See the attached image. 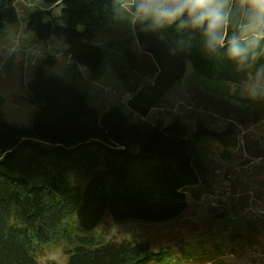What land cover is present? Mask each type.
Instances as JSON below:
<instances>
[{
    "label": "trees",
    "instance_id": "obj_1",
    "mask_svg": "<svg viewBox=\"0 0 264 264\" xmlns=\"http://www.w3.org/2000/svg\"><path fill=\"white\" fill-rule=\"evenodd\" d=\"M42 1L61 5L59 15L50 9L32 12L27 28L40 40L63 39L69 74L47 75L55 59L45 56L27 84L29 100L39 108L32 126L7 123L0 113V264H36L34 246L59 241L73 246L65 251L68 264L173 263L171 251L154 250L144 240L95 242L93 228L105 215L161 222L187 208L185 188L207 173L206 140L228 130L189 127L178 117L167 124L143 118L182 79L187 61L210 81L238 83L241 76L230 62L204 57L195 42L178 50L176 41L188 34L175 25L158 34L137 24L143 64L136 66L129 51L133 63L110 60L132 95L129 113L120 106L98 113L76 84L77 67L93 75L105 69V55L92 40L98 26L111 20L114 0ZM15 2L0 0V28L17 21Z\"/></svg>",
    "mask_w": 264,
    "mask_h": 264
},
{
    "label": "rangeland",
    "instance_id": "obj_2",
    "mask_svg": "<svg viewBox=\"0 0 264 264\" xmlns=\"http://www.w3.org/2000/svg\"><path fill=\"white\" fill-rule=\"evenodd\" d=\"M15 5L17 21L0 28V113L7 123L31 127L39 108L29 100L27 84L36 63L46 56L38 55L36 50L49 45L54 52L55 62L47 68V75H68L69 62L62 38L40 40L27 28L32 12L50 9L56 17L61 5L42 0H16ZM92 43L103 51L107 65L99 75L78 66L81 77L76 84L98 113L113 106L127 111L125 100L108 92L127 91L113 74L110 60L132 62L129 51L137 58L136 66L143 64L134 27L113 13L109 22L98 26ZM30 47L32 50L27 52ZM178 100L192 103L195 109L183 115L169 110L156 114L152 110L150 123L167 124L178 117L189 127L202 124L217 133L228 130L220 139L209 136L206 140L207 173L198 184L185 188L187 208L161 222L132 218L115 221L105 215L93 228L95 242L144 240L154 250L171 251L174 262L169 264H264V98L250 97L241 80L232 83L205 79L187 61L182 79L165 93L166 102L154 107H168ZM225 182L230 184L227 195ZM68 250L73 246L59 241L36 244L32 254L36 264H68Z\"/></svg>",
    "mask_w": 264,
    "mask_h": 264
},
{
    "label": "clouds",
    "instance_id": "obj_3",
    "mask_svg": "<svg viewBox=\"0 0 264 264\" xmlns=\"http://www.w3.org/2000/svg\"><path fill=\"white\" fill-rule=\"evenodd\" d=\"M114 17L163 34L175 25L210 60L230 62L252 98H264V0H114Z\"/></svg>",
    "mask_w": 264,
    "mask_h": 264
},
{
    "label": "built area",
    "instance_id": "obj_4",
    "mask_svg": "<svg viewBox=\"0 0 264 264\" xmlns=\"http://www.w3.org/2000/svg\"><path fill=\"white\" fill-rule=\"evenodd\" d=\"M30 50H32L31 47L28 48L26 51L28 52ZM35 53H37L38 55H43V56H45V55L46 56L51 55L52 57H54V55H53L54 52H52L50 50V46L49 45H46V46H43V47L38 48ZM36 62H37V60H36ZM68 62H69V60H68ZM108 92L110 94H112L113 96H115V97H118V98L122 97V100H127V101L132 96L131 93L128 92V91H122V90H117V89H110V90H108ZM194 109L195 108L192 105V103H183L182 101L178 100L174 104H170L168 107H165V105H162V106L156 107V108L155 107H152L150 109V111L154 110L156 112V114H162V113H165V110H169L172 113H175L177 115H183L184 112L190 113ZM150 111H149V113H150ZM229 186H230L229 182H225V189H226V193L225 194L226 195L229 194V191H230ZM256 209L258 210V208H256ZM262 213H264V212H262Z\"/></svg>",
    "mask_w": 264,
    "mask_h": 264
},
{
    "label": "crops",
    "instance_id": "obj_5",
    "mask_svg": "<svg viewBox=\"0 0 264 264\" xmlns=\"http://www.w3.org/2000/svg\"><path fill=\"white\" fill-rule=\"evenodd\" d=\"M115 81H116V80H115ZM125 102H126V104H127V100H125ZM165 102H166V101H165ZM165 102H164V103H165ZM164 103H163V104H164ZM127 108H128V106H126V109H127ZM123 110H124V109H123ZM125 112H126V113H129V109H127V111H125ZM136 116H138V115L133 114V113L131 114L132 119H133V118L135 119ZM148 117H149V114H148V116H147L146 118H144V119L149 121V118H148ZM136 119H137V118H136ZM149 122H150V121H149Z\"/></svg>",
    "mask_w": 264,
    "mask_h": 264
}]
</instances>
